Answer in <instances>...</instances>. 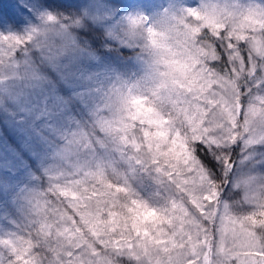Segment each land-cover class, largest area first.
Listing matches in <instances>:
<instances>
[{"label":"snow or ice","instance_id":"snow-or-ice-1","mask_svg":"<svg viewBox=\"0 0 264 264\" xmlns=\"http://www.w3.org/2000/svg\"><path fill=\"white\" fill-rule=\"evenodd\" d=\"M150 31L156 85L152 96L135 98L121 130L171 182L174 196L154 206L103 173L58 185L47 196L58 203L66 199L80 226L59 209L58 222L50 223L38 203L32 230L0 238L11 252L5 264H116L118 255L144 264H264V176L238 181L245 190L238 203L253 210L235 216L233 206L220 199L227 181L213 175L206 153L211 147L230 170L232 145L264 142V0L192 7L167 30ZM214 39L230 57L226 70L218 66ZM249 80L251 86L242 88ZM88 177H99V186ZM149 211L155 215L146 218ZM205 224L218 227L215 250L212 228Z\"/></svg>","mask_w":264,"mask_h":264},{"label":"rangeland","instance_id":"rangeland-1","mask_svg":"<svg viewBox=\"0 0 264 264\" xmlns=\"http://www.w3.org/2000/svg\"><path fill=\"white\" fill-rule=\"evenodd\" d=\"M0 4V60L42 29L69 38L68 44H51L34 58L18 56L0 70V238L32 230L38 203L40 211L47 209L45 219L50 223L58 222L59 209L72 215L79 227V214L74 215L67 200L58 203L47 195L58 185L89 174L103 173L136 198L165 206L175 194L172 185L121 130L128 96H152L156 85L148 28L162 30L184 18L189 8L230 5L231 0H0ZM242 49L246 56L247 46ZM251 84L249 80L244 88ZM256 108L259 111L260 105ZM238 152L220 196L233 206L235 216L253 210L238 203L245 194L238 181L264 176V142L240 141ZM88 180L99 186V177ZM154 215L149 211L146 218ZM212 238L215 250L219 232L213 225ZM230 246L229 239L226 247ZM10 257L11 252L0 246V264ZM116 264L144 262L118 255Z\"/></svg>","mask_w":264,"mask_h":264},{"label":"trees","instance_id":"trees-1","mask_svg":"<svg viewBox=\"0 0 264 264\" xmlns=\"http://www.w3.org/2000/svg\"><path fill=\"white\" fill-rule=\"evenodd\" d=\"M66 36H67L66 34L59 33L55 31L54 29H42L36 32L31 37H29L25 42L18 45L16 49L13 50L7 57L0 60V70H2L4 67L11 66L13 64L11 63L12 60L17 58L18 56L25 55V56L34 58L35 56H39L43 52L45 47H51V44L58 43V42L68 44L67 42H69L68 41L69 38ZM214 43H215L216 49L220 53V60L218 61V66L221 68V70H226V68L231 63L230 57L228 56L227 51L223 47L220 46L221 44L217 40L214 39ZM245 86L246 84L242 85V88H244ZM230 151H231L233 164L235 165L236 159L239 154L238 143H236L235 145H232L230 148ZM206 153L211 159V164L209 165V167L212 168L213 175L221 178V174L224 173L225 175L224 179L226 181L229 180L230 171L233 167L230 170L227 169L223 171L224 166L220 163L218 159L215 158V153L212 152L211 147L206 148ZM153 168L155 169L154 166ZM165 179L171 184V182L167 178ZM226 186H227V183L222 185L223 190H225L224 188H226ZM209 227L212 228V225H209ZM121 256H129V255H121Z\"/></svg>","mask_w":264,"mask_h":264},{"label":"clouds","instance_id":"clouds-1","mask_svg":"<svg viewBox=\"0 0 264 264\" xmlns=\"http://www.w3.org/2000/svg\"><path fill=\"white\" fill-rule=\"evenodd\" d=\"M142 22H143V21L141 20V23H142ZM168 27H169V26H164V27L162 28V30H167ZM150 29H151V30H155V29H153V28H148L149 40H150V43H151V40H152V34H151ZM151 45H152V43H151ZM152 47H153V46H152ZM142 96H145V95H131V94H130V95L128 96V98L126 99V101H125V109H124L125 113L128 112V111L133 110V109L137 106V104H136V102H135V98H136V97H142ZM218 264H222V262L218 261Z\"/></svg>","mask_w":264,"mask_h":264}]
</instances>
